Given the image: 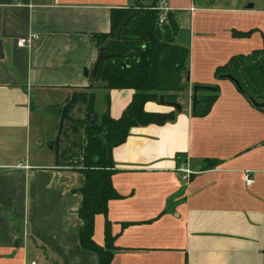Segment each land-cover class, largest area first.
Returning <instances> with one entry per match:
<instances>
[{
	"label": "crops",
	"instance_id": "crops-1",
	"mask_svg": "<svg viewBox=\"0 0 264 264\" xmlns=\"http://www.w3.org/2000/svg\"><path fill=\"white\" fill-rule=\"evenodd\" d=\"M150 2L0 0V264H98L78 242L84 176L56 167L47 152L30 156L32 109L44 115L73 92L91 91L94 112L118 118L133 91L84 76L99 52L91 36L109 32L111 9ZM166 3L179 28L175 42L189 51L188 102L192 85L217 86V97L204 117L187 103L170 123L130 129L112 150L119 197L95 217L93 240L103 244L108 220L111 264H264V112L214 77L232 56L263 47L264 0ZM102 99L106 110L97 112ZM144 109L174 110L156 102ZM206 160L215 165L201 170Z\"/></svg>",
	"mask_w": 264,
	"mask_h": 264
},
{
	"label": "trees",
	"instance_id": "trees-1",
	"mask_svg": "<svg viewBox=\"0 0 264 264\" xmlns=\"http://www.w3.org/2000/svg\"><path fill=\"white\" fill-rule=\"evenodd\" d=\"M157 1L152 0L147 5L139 4L138 9H111L109 32L91 36L99 50L106 47V54H115V57L100 63L93 81L101 83L106 90L133 91L121 115L113 118L108 111L96 114L93 110L94 93L78 91L76 104L67 111L73 122L65 121L67 127L63 128L61 136L59 161L81 162L80 167L68 169L84 176V184L77 190L82 196L81 205L77 209V216L82 221L78 234L79 246L82 250L94 253L98 264H111L116 250V236L112 235L108 220L104 224L103 244L98 245L93 240L95 217L106 216L108 202L119 197L111 182L115 172L112 150L126 141L131 128L164 125L174 121L179 112H148L144 109L147 102L159 103L162 96L167 102H179L183 109L189 100V51L176 44L179 28L169 12L168 24L158 23V12L150 8ZM129 16L132 17L123 26ZM249 34L234 32L238 37ZM226 74L238 81L239 88H236L242 95H249L257 103L264 102V44L261 49L249 55L232 56L225 65L214 71L216 79ZM217 93V86L214 92L198 91L191 115L206 116ZM85 114L92 116L95 122L93 125L84 117ZM214 165L215 161L206 160L201 170L210 169ZM130 224L124 223L122 226Z\"/></svg>",
	"mask_w": 264,
	"mask_h": 264
},
{
	"label": "water",
	"instance_id": "water-1",
	"mask_svg": "<svg viewBox=\"0 0 264 264\" xmlns=\"http://www.w3.org/2000/svg\"><path fill=\"white\" fill-rule=\"evenodd\" d=\"M131 17L132 16H129L123 22V26H125L128 23V21L130 20ZM119 34H120V29L118 30V36H119ZM105 51H106V47H102L99 50L96 61L93 65L92 69L90 71L85 70L84 76L89 75L90 77L94 78L100 63L102 61H105V60H108V59L115 57V54H106ZM1 57H2V55L0 53V58ZM221 79H228L237 88H239L238 81L236 79H234L230 74H226V75L221 76ZM187 81H189V74L187 75ZM198 91L214 92L215 88L213 86L194 85L191 89V97H192L191 108L192 109H194V107L196 105V102H197L196 101V95H197ZM244 95L255 108L261 109L264 111V102L257 103L249 95H246V94H244ZM76 102H77V94H76V92H73L71 94L70 99L65 104H63L61 108L51 107V110L53 111V113L58 118L57 131H56V134H55L52 146H51L52 150H53V154H54V165L56 167L71 168V167H80L81 166V162H64V163H62L59 161V151H60L61 136L63 133L64 123H65V121L73 122V119L68 116L67 111L71 106H74L76 104ZM159 103L162 106L170 107V108H173L174 110H177V111L181 110V106H180L179 102H167V101L163 100L162 96L160 97ZM84 117L89 120L91 125H93L95 123L92 116L85 114Z\"/></svg>",
	"mask_w": 264,
	"mask_h": 264
},
{
	"label": "rangeland",
	"instance_id": "rangeland-1",
	"mask_svg": "<svg viewBox=\"0 0 264 264\" xmlns=\"http://www.w3.org/2000/svg\"><path fill=\"white\" fill-rule=\"evenodd\" d=\"M134 8L138 9V5H135ZM188 104L191 105V101L188 102ZM106 105H107V101L103 99L102 101L99 100L97 107H96L97 112H99L102 109H104L105 111ZM50 108L51 107H48L47 109H45L44 115H39L36 112L35 107H33L32 109L33 113H32V119L30 123L31 136H30V142H29V149H30L29 154L30 156H32V154L35 153L37 150L39 152L40 151L47 152L48 154H51L52 159H53V164H54V154H53V150L51 147L52 145H50V143H53V140H54V137L57 131L58 120H57L56 115L52 114ZM52 120L53 122L54 120H57V121L54 124L52 123ZM65 123H64V127H67ZM64 145L66 146V144Z\"/></svg>",
	"mask_w": 264,
	"mask_h": 264
},
{
	"label": "built area",
	"instance_id": "built-area-1",
	"mask_svg": "<svg viewBox=\"0 0 264 264\" xmlns=\"http://www.w3.org/2000/svg\"><path fill=\"white\" fill-rule=\"evenodd\" d=\"M152 10H155L158 12V23L160 25H167L168 24V6L166 3V0H158L156 4L152 7H150ZM35 36H31L30 38H24L20 39L16 42V45L18 47L26 46L30 43L31 39H33ZM185 176L184 178H188L189 174L192 173V171L186 169L184 170ZM244 182L247 186L252 185L254 183L253 178H251L248 174H245ZM30 264H36L35 262H31Z\"/></svg>",
	"mask_w": 264,
	"mask_h": 264
}]
</instances>
